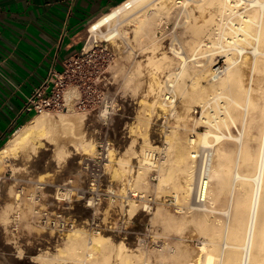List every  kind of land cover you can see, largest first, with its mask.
Instances as JSON below:
<instances>
[{
  "label": "rangeland",
  "instance_id": "obj_1",
  "mask_svg": "<svg viewBox=\"0 0 264 264\" xmlns=\"http://www.w3.org/2000/svg\"><path fill=\"white\" fill-rule=\"evenodd\" d=\"M195 13L199 21L206 20L199 10ZM132 14H125V18L97 33L86 32L82 67L86 83L81 97L87 108L70 105L78 92L69 90V112L63 114L65 108L45 111L28 120L35 116L45 120L46 131L39 138L42 144L36 148L26 144L1 162L0 207L8 204V211L7 218L0 220V264H21L15 261L18 256H23L22 264H68L66 254L59 252L64 249L66 234L74 229L84 234L86 247L99 234L108 254L114 256L122 248L140 264H178L184 254L192 264H202L208 237L196 225L204 211V199H197L196 190L203 153L206 150L209 158L214 159L217 148L231 151L235 144L230 140L226 144L196 145L199 156L195 154L189 160L193 181L188 200H182L176 179L159 185L161 168L172 156L166 135L176 131L180 140L185 141L203 132L205 125L199 118L203 112L211 114L217 110V100L213 99L217 91L206 88L193 97L190 88H186L187 94L171 92L164 83L167 70H156L148 63L149 51H142L137 45L134 23L130 21ZM173 24L165 17L158 19V35L161 29L167 32L156 54L169 52ZM114 28L125 30L128 38L103 40L101 36ZM215 50L211 52L212 60L224 69L228 60L224 52ZM250 58L244 53L238 64L241 69L244 67L242 76L247 75L242 77L245 80L241 79L243 84L246 81L245 86L251 84L255 88L260 78L257 73L250 75ZM214 62L207 65L211 68ZM190 77H184L187 85ZM201 85L206 86L207 81L201 80ZM252 97L256 99L255 93ZM206 100L211 104H206ZM144 132L149 148L146 154ZM255 145L251 141V146ZM147 161L154 165L149 167ZM112 166L125 169L121 180L111 177ZM174 173L179 179L183 174L181 170ZM139 175L141 185L137 182ZM238 189L236 186L233 195H237ZM176 190L178 199L174 198ZM231 193L230 187V196ZM220 195L226 198L215 205V213L208 219H228L234 225L233 204L227 200L229 190L223 187ZM159 207L170 215L172 223L162 226L155 220ZM227 207L231 213L219 212ZM217 230L222 232L223 228Z\"/></svg>",
  "mask_w": 264,
  "mask_h": 264
},
{
  "label": "bare ground",
  "instance_id": "obj_2",
  "mask_svg": "<svg viewBox=\"0 0 264 264\" xmlns=\"http://www.w3.org/2000/svg\"><path fill=\"white\" fill-rule=\"evenodd\" d=\"M195 10H199L206 20L199 21ZM133 11L137 14L135 17ZM129 12L133 16L130 21L134 23L133 30L139 49L149 51L148 63L156 70H167L164 83L171 92L187 94L186 88H190L193 97L206 88L217 91L213 95V99L217 100L216 105L213 104L218 107L217 110L211 114L203 112L199 118L205 125L203 132H198L196 138L188 137L185 141L180 140L176 131L166 135L167 149L172 156L161 168L163 171L159 185L176 179L182 200H188L193 181L189 160L196 154V145L207 146L211 142L226 144L233 140L234 148L231 151L230 148H217L214 159L211 156L209 158L206 150L203 153L197 197L201 201L204 199V211L200 213L201 219L196 222L199 230L208 237L202 264H264V0H127L93 20L88 26V32L97 33L103 27H111ZM161 17L174 23L173 36L169 52L163 50L156 54L167 32L161 29L158 35V19ZM126 34L125 30L114 28L101 37L107 42H114L117 39H127ZM215 49L224 52L228 60L224 69L212 60L214 53L211 52L216 51ZM244 53L251 56L250 75L257 73L260 78L259 85L256 84L258 86L255 88L251 84L245 86L246 81L243 84L241 80L247 77L246 74V77L242 76L241 70L244 67L241 69L240 63L238 64ZM207 62H214L211 68ZM185 76L192 77L189 85L184 82ZM203 79L207 81L206 86L201 85ZM252 80L250 83H253ZM254 93L256 99L252 97ZM207 103L211 104L206 100ZM70 110V106H67L63 114ZM45 131V120L37 116L15 130L0 148V166L4 159L14 155L26 144L39 147L42 144L39 138ZM142 135L145 143L143 154H146L149 151L146 148V133ZM251 141H255L256 145L252 147ZM109 157L111 161V152ZM145 164L150 167L154 162L147 161ZM175 170L182 171L180 179L174 173ZM110 172L113 179L121 180L125 169L122 166H112ZM140 181L141 175L137 179L138 185H141ZM236 186L239 189L235 196L233 192ZM223 187L229 190L227 200L233 204L234 225H230L228 219L215 222L208 219L215 213V205L226 198L220 195ZM179 190L174 192L175 199H178ZM7 211L8 204L0 207V220L7 218ZM219 212L226 215L231 213V208L227 207ZM169 217L162 207L157 209L155 220L162 226L164 223L170 224ZM218 227H222L223 231L217 230ZM83 236L76 229L66 234L64 249L59 254H66L64 258L70 264H140L139 260L126 255L122 248L114 256L108 254V247L99 234L91 238L87 247ZM85 249L87 251L81 253ZM145 260L146 258L144 263ZM15 261L22 264L23 256H18ZM178 264L192 263L188 255L184 254Z\"/></svg>",
  "mask_w": 264,
  "mask_h": 264
},
{
  "label": "crops",
  "instance_id": "obj_3",
  "mask_svg": "<svg viewBox=\"0 0 264 264\" xmlns=\"http://www.w3.org/2000/svg\"><path fill=\"white\" fill-rule=\"evenodd\" d=\"M127 0H0V148L33 116L22 112L51 68L84 47L89 24Z\"/></svg>",
  "mask_w": 264,
  "mask_h": 264
},
{
  "label": "built area",
  "instance_id": "obj_4",
  "mask_svg": "<svg viewBox=\"0 0 264 264\" xmlns=\"http://www.w3.org/2000/svg\"><path fill=\"white\" fill-rule=\"evenodd\" d=\"M84 55L85 52L82 49L80 54H76L66 60L62 70L51 68L41 86L35 89L26 99L22 112L35 115L45 111L63 110L67 108L66 94L71 89L77 91L78 95L73 96L69 103L78 109L85 110L87 102L81 97V90L84 89L86 83L82 70L83 62L85 61ZM198 190L199 188L197 187V196Z\"/></svg>",
  "mask_w": 264,
  "mask_h": 264
}]
</instances>
